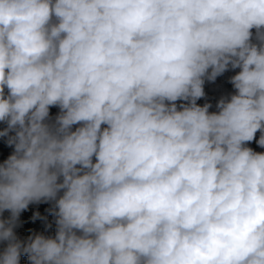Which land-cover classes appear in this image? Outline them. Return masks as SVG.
<instances>
[{
	"label": "clouds",
	"instance_id": "9594fccd",
	"mask_svg": "<svg viewBox=\"0 0 264 264\" xmlns=\"http://www.w3.org/2000/svg\"><path fill=\"white\" fill-rule=\"evenodd\" d=\"M0 122V264H264V0H0Z\"/></svg>",
	"mask_w": 264,
	"mask_h": 264
},
{
	"label": "rangeland",
	"instance_id": "374dc122",
	"mask_svg": "<svg viewBox=\"0 0 264 264\" xmlns=\"http://www.w3.org/2000/svg\"><path fill=\"white\" fill-rule=\"evenodd\" d=\"M252 43L259 44L257 39L256 30H252ZM240 71L239 68H229L221 75L217 76L215 80H208L205 78L204 81V96L197 100V104L203 106L209 104V112H218L217 104L223 99H230L231 95L235 94L236 90L230 82L231 78L235 76ZM5 94H7V89H5ZM179 106L181 103H187L186 101H177ZM60 113V109L57 106H51L49 110V118L47 123L54 124L57 115ZM79 125H73V130ZM7 128L6 122H0V131ZM14 132H9V136L14 135ZM261 132H257L255 139L248 142L245 146L253 149L255 152L264 153V147H260L256 141L259 139ZM14 145L10 146L8 144V136H0V164H3L7 158L13 154ZM95 160V158H93ZM62 195V193H61ZM55 200L47 202L41 200L39 202H33L28 205V207L23 210L18 219L15 221L13 231L16 238L22 243L26 244L30 237L36 235H44L45 237H55L57 225L55 211H56ZM11 216L10 211L5 210L0 213V220L7 221ZM40 224V229L38 233L35 232L37 225ZM30 229V231H29ZM7 241H0V254L3 253L4 249L7 247ZM20 264H30L29 258L26 254H21Z\"/></svg>",
	"mask_w": 264,
	"mask_h": 264
},
{
	"label": "trees",
	"instance_id": "16d2710c",
	"mask_svg": "<svg viewBox=\"0 0 264 264\" xmlns=\"http://www.w3.org/2000/svg\"><path fill=\"white\" fill-rule=\"evenodd\" d=\"M61 193H62V191H61ZM61 193H59L58 195H61ZM51 201H54V200H48L47 202H51ZM40 224L39 225H37V229H36V231L35 232H37L38 233V229H40ZM29 231H30V229H29Z\"/></svg>",
	"mask_w": 264,
	"mask_h": 264
}]
</instances>
